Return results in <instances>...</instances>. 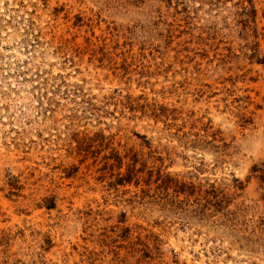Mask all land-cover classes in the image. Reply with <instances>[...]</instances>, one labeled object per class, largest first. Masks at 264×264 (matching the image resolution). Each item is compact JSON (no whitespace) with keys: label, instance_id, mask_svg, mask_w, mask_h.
Masks as SVG:
<instances>
[{"label":"rangeland","instance_id":"obj_1","mask_svg":"<svg viewBox=\"0 0 264 264\" xmlns=\"http://www.w3.org/2000/svg\"><path fill=\"white\" fill-rule=\"evenodd\" d=\"M0 264H264V0H0Z\"/></svg>","mask_w":264,"mask_h":264}]
</instances>
